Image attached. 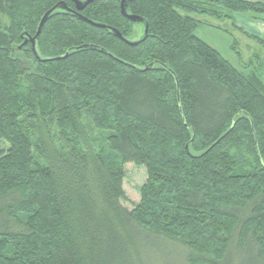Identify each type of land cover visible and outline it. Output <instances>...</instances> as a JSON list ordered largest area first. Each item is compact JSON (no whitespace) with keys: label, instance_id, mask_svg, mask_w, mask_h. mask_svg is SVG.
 Segmentation results:
<instances>
[{"label":"trees","instance_id":"trees-1","mask_svg":"<svg viewBox=\"0 0 264 264\" xmlns=\"http://www.w3.org/2000/svg\"><path fill=\"white\" fill-rule=\"evenodd\" d=\"M62 1L76 8L0 0V264H134L128 243L143 255L165 240L187 248L190 264L246 251L264 260V77L198 37L191 15L264 14V3L126 0L149 23L137 46L57 9L37 54H71L43 62L22 35ZM81 13L126 38L144 32L120 0ZM85 45L96 48L75 50ZM128 162L148 174L133 210L121 204Z\"/></svg>","mask_w":264,"mask_h":264},{"label":"rangeland","instance_id":"rangeland-1","mask_svg":"<svg viewBox=\"0 0 264 264\" xmlns=\"http://www.w3.org/2000/svg\"><path fill=\"white\" fill-rule=\"evenodd\" d=\"M254 1V0H252ZM264 2V0H260ZM233 14H238L233 12ZM244 17L254 18L258 17L264 20V14L260 13H242ZM199 21L196 34L202 40L214 47L220 54L240 70H246V67L252 65V68L261 69L264 77V32L259 35L261 39H253L237 28V22L227 18H217L208 14H191ZM4 25L8 23L5 16H1ZM242 30H247L249 27L238 23ZM250 30V29H249ZM130 39L137 40L139 36H131ZM92 143L90 145L98 147L102 144L103 136L100 131L95 130L92 134ZM0 145L7 147L4 142ZM96 148L94 150L96 151ZM124 172V179L122 187L125 191L126 198L121 200V204L128 210H133L141 200V190L147 182L148 174L145 166L134 162H128L122 166ZM92 191L90 194L95 197L93 178L88 179ZM95 199V198H94ZM99 207V206H98ZM119 221L113 216H109V223L114 224L118 232L127 241L128 238L121 229ZM165 242V243H164ZM164 242H150L145 248L143 255L138 253L134 245H129L130 259L134 264H190L188 258L191 252L184 246L173 241L165 240ZM221 264H264V260H259L250 251L240 252Z\"/></svg>","mask_w":264,"mask_h":264},{"label":"water","instance_id":"water-1","mask_svg":"<svg viewBox=\"0 0 264 264\" xmlns=\"http://www.w3.org/2000/svg\"><path fill=\"white\" fill-rule=\"evenodd\" d=\"M75 3L76 8L75 9H71L67 6L65 1H62L60 3H58L56 6H54L52 9L48 10L42 17L36 35L35 36H31L29 34H23L22 37L24 38V42L22 45H20V47H22L23 45L31 42L32 46H33V50L37 54V50H36V41L38 39V37L40 36L42 29L44 27V25L46 24V22L49 20L50 16L57 10V9H61V10H65L68 11L69 13L77 16L79 19H82L88 23H90L91 25H94L96 27H101V28H106L109 29L112 33H114L117 37H119L121 40H123L125 43H127L130 46H137L139 44H141L142 42H144L148 36H149V23L148 21H146L144 18L138 16V15H134L128 12V6H127V1L126 0H120V4H121V12L122 15L124 17H126L127 19H129L132 23L134 24H142L144 25V32L139 36V39L137 40H132L130 38H126L119 30H117L116 28L107 26L105 24L102 23H98L95 21H92L90 19H88L87 17H85L84 15H82V11L91 3L97 1V0H72ZM96 46L93 45H85L82 47H78L75 50H79L81 48H92ZM70 51H68L65 55L61 56V57H57V58H50V59H43L40 56H38V58L43 61H51V60H56V59H64L67 58L68 56H70ZM154 66V63H151L150 65H148L147 67H145L143 69V71H147L150 70L152 67Z\"/></svg>","mask_w":264,"mask_h":264},{"label":"crops","instance_id":"crops-1","mask_svg":"<svg viewBox=\"0 0 264 264\" xmlns=\"http://www.w3.org/2000/svg\"><path fill=\"white\" fill-rule=\"evenodd\" d=\"M249 1H252V0H249ZM254 1L261 2L260 0H254ZM262 3H264V2H262ZM231 16L232 17L230 19L237 22V28L240 31H242L244 34H246L247 36H249L255 40L261 39L259 35H263V32H264V20L263 19H260L258 17L246 18V17H244V15L242 13L231 14ZM227 19H229V18H227ZM239 22L242 23L243 25H247V27H249L250 30L249 29L242 30L240 28V27H242V25L238 26Z\"/></svg>","mask_w":264,"mask_h":264}]
</instances>
